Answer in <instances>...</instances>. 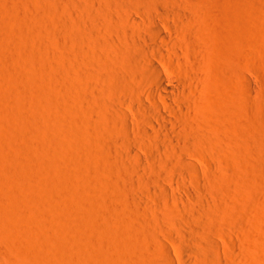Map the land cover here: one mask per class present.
I'll use <instances>...</instances> for the list:
<instances>
[{"label":"rangeland","instance_id":"374dc122","mask_svg":"<svg viewBox=\"0 0 264 264\" xmlns=\"http://www.w3.org/2000/svg\"><path fill=\"white\" fill-rule=\"evenodd\" d=\"M23 1L21 0L20 2L19 0L16 2L14 0H0V37H1L0 45L7 44L4 47L2 45L0 46L1 49L0 50L1 51L0 52V87L2 88V89L0 88L1 90L0 95L1 98L2 96H4L3 97L4 99L0 98V226L3 228L0 230V264H86V262L87 264H97V263L107 264V261L104 260V258L107 254H109L110 256V253L112 252V250L110 249H112L113 246L111 242H109L111 240H108L109 238L107 237L108 234L104 235L106 234L104 228H99L95 233L91 234L92 236L90 235L91 236L90 245L86 243L84 244V241L80 238L81 236L80 237L78 236L79 233L77 232L78 231L77 228L79 226H77L78 222L76 220L77 219L76 215L78 214L77 216L79 217L80 214L79 210L82 209L83 207L84 208L88 207L89 204H92L90 203L91 201L90 197L92 195H96L97 193L100 194V197L102 198L103 203L105 205H107L109 201L107 207H104L105 205L101 207V209L105 208L101 211L102 213L101 217L105 216L104 218H102L103 219L102 223L109 222L110 225L117 226L118 222L121 221L119 222L120 223L119 225L122 226L123 223L126 221L124 223V225H126L124 229L126 228L127 230L126 229L124 230V232H126L125 233L126 235L123 237L125 238V241L123 239V243L126 244L123 245L124 247L125 245H127V247H125L127 249H125L124 252L127 253V255L130 257L128 258L127 255L123 253L124 256L121 255L123 259L122 258L121 259L124 261L127 260L126 261L127 263L121 261L123 262L121 264H129V263L131 264V261L134 264V262L137 260L136 258H138V260L136 261L137 263L139 262L142 264H146V263L150 264L153 260L154 261L156 260L159 263L158 260H160L161 258L164 259L166 257L165 255H162L163 253H161V251L159 252V250L163 248L167 249L166 255L167 254L170 255V256L167 255L168 256L167 258L171 260V263H166V262L164 263L165 260H168L165 258V260L163 261L161 260L162 261L161 264H204L205 263L204 257L208 255L207 244L209 243L212 245L211 247H213L214 249L216 247L215 251L214 249H212L213 250L212 254L214 255V256L212 255L213 256L212 261L214 262V264L215 263L224 264V261L225 264H230V263L231 264L233 263L234 264H264V193H263L264 164L262 162L264 161V0H145V1L143 0L139 2V4L137 2L136 4L134 1V4H136V6L133 4V2H131L130 4L129 0H126L125 4L128 3V5H130L129 7L127 5L126 7H124L125 4L124 2H122V0H76L75 2L74 0H71L72 5L70 4L71 2L70 0L67 1L58 0L59 3L57 1L51 0V2L53 1L55 4L58 3L60 8L63 9V11H67L68 13L71 12L69 13L71 17L75 20V22L77 21V23L81 25L79 27V31L76 34L77 36L80 35L81 38L76 39L74 37V39L72 38L73 40L70 39L71 37H69V39L67 37L64 38V36H62L59 33L57 34V32H55V30L58 31L57 30L59 26L58 25L59 23L57 22L58 19H56L55 14L53 16L52 12H48L47 10H44L43 12V9H41V7H43L42 6L43 4H41V0H34L29 3L28 1L27 2L26 1L23 2ZM24 3L25 5H23ZM27 4H29V6ZM35 4H37V6H35ZM77 5L80 7L78 8L81 9V11L78 10ZM132 5H134L135 8H133L134 6L132 7ZM177 5L179 6V8L177 7ZM28 7L30 8L29 9L30 11H28ZM83 8H85V10ZM176 8L180 11H183L184 13L186 12L187 19H184V21L181 23L183 25H181L180 28H178L177 32L170 33L165 27L166 22L170 23V25H172L173 27L178 24V20H176L173 16L170 19H168V21H165L163 20L162 14L163 11L166 9L175 11ZM24 11L27 12V15ZM37 12L38 15L40 16L42 15L45 18L39 16V19H41L39 21L38 16L36 15ZM46 12L49 14H47ZM33 13L35 14V16L33 15ZM45 13L47 16L45 15ZM14 14H16V16ZM30 14L33 15V17ZM14 16L16 17V19ZM99 16L100 18L102 16H103L102 18L104 17L107 18V19L104 18L105 22L107 23V26H103L102 22L99 23L100 20L99 21L97 20L99 19ZM23 17L25 18L24 20ZM32 18L33 20L36 19L39 22L44 23V25L46 24L45 23L46 21H47V25L48 24L51 25L49 27L46 25V27L49 28L47 29L42 24V26L45 29H47L46 31L48 32L45 33L47 37L44 36L43 38L46 41L42 39L44 41L43 42L44 45L42 47H44L47 55H44L45 54L44 49L41 47L42 43L41 45L39 44V46L36 47V46H32L31 42H28L29 43L28 45H30L29 47L27 45V42H25V39L28 36L32 35V34L28 35L32 31L31 28H33V23H31V21H33ZM131 19L134 20V22L136 23L135 25L126 21ZM25 20L27 21V23ZM108 20L110 21V23H108L109 22ZM51 21L54 23V27L51 24ZM154 23L155 25L160 27V29L166 32V34L170 37V39L173 42H175L176 45H178L176 47L180 50L179 51L180 53L179 55L181 58L180 61L181 60L183 61V62L181 61L180 65H176L175 63L166 64L160 60H155L157 66L161 71L165 86L176 88L182 91L186 95L185 96L186 98L183 100L182 104L178 101V99H174V101L171 103V107L174 109V111H176V113L179 112L181 113L182 105H184L185 107L184 106L183 107L185 109V114L190 116V118H192L190 119L191 121L190 129L189 128L187 129L185 127L187 131L189 130V132L186 133L185 135L186 137H184L183 139L181 148L184 149V146H186L185 144L190 143V140L193 139V136L195 137L193 139L194 145L198 140L200 141L197 142L198 144L202 143L197 145L198 148L196 146L195 148L192 146L191 148L185 149L184 152H186L187 150L189 151V152L187 151L186 153H181L183 152L182 151L183 149H181L180 147L178 148L175 147V150L177 149L175 151L174 147L170 145L168 141L162 140V138L165 139V137H161V135L157 134L153 130H150V128H148V130H150L149 131L150 134L154 135L153 137L150 136V138L152 137L151 139L150 138L145 139L139 135V132L137 131V125L139 124V119L145 117L144 112L142 111L141 108L142 106L141 100L148 103L152 99H154L160 106L159 112L161 114H163L170 120H174V115L169 111L168 109L169 106L165 104L164 101H162L159 97L155 95L151 96L148 93L147 90L149 89V84L142 78L141 76L142 72H140L143 71L141 64H144L146 61L142 58L136 59L137 61L134 64L135 60L131 62L129 57L126 56L122 59L123 56H121L117 51L118 49L117 47L121 45L135 46V44L136 45L139 44L141 46H148L153 48L155 46V41L150 31L152 24ZM11 30L13 37L12 34L10 35L9 33ZM6 32L9 33L8 34L9 37H6L7 36ZM49 32H51L52 35ZM49 34L52 36L51 38L48 37ZM136 35L140 36V38L137 37ZM16 36L19 39L18 41ZM46 38H48L50 43H47L48 41ZM2 39L3 41H1ZM42 40L40 42H42ZM1 42H5V43H1ZM25 44L29 48L27 46H26L27 48L26 47L24 48ZM39 47L43 49L42 54H39L38 52V49H40ZM23 48L24 51L25 49H29L31 52L27 50L28 52H30V53L27 52L28 53L27 54L26 51L25 52L22 51ZM31 48L32 49L34 48L35 56L36 54H38L37 56L39 58L41 55H43L41 58L48 57L47 59H45V61L48 62L47 65L50 68L49 69L50 73L52 72V74L55 75V76L53 75L54 79L52 74H51L52 78H50V82L53 79L51 83L54 82V86H52L53 84L51 83H47L49 84V88L48 86H46L47 84H44L45 86L43 85V87L41 85L43 89L44 87H46L45 88L46 91L47 89L51 90V88L53 87L54 88L51 90L52 92L48 90V93H46V91L42 89L43 90L42 92L46 93L43 94V97L46 96L47 98L45 97L43 99L42 97L44 101L41 100L42 102L38 103V105L43 103L42 105L39 106L40 109L39 110L37 109V112L41 111L37 115L39 116V118L36 116V114L34 115L33 113L34 111L33 110L31 111L30 107L29 108L26 107L29 109L28 112H25L26 110H28V109L25 110V108L23 109V111L18 110L20 103H23L26 95H29L28 92L30 93L31 87L35 85L36 81L33 84V79L37 77L35 75L39 71L38 68L40 67L38 63L39 60L38 57L36 56L35 58L37 59V61H35L34 56L31 57L32 54H34ZM163 51L165 55L171 54V52L168 51L167 49H164ZM22 53H26V55L25 54L22 55ZM69 53L71 55H69ZM117 53L119 56L117 55ZM30 54L31 56H29ZM95 54H97L96 56H98V54L100 56H102L103 54L106 55L107 56L106 61H103L101 59L94 60L93 55ZM27 55L29 57H27ZM199 55H201L200 56L201 60L198 58ZM25 56L28 59H26ZM22 58H24L25 61L22 60ZM29 58H33V60L38 63L37 64L38 66L32 59H31L32 62H29L31 61L29 60ZM197 58L199 59L198 61ZM71 60H74L75 62ZM62 61L63 64H61ZM26 62L29 63L27 64ZM71 63L75 66L74 71L71 69L74 68V66L71 65ZM53 64L54 66H52ZM65 64L67 66L69 65L68 68L71 71L68 70ZM21 65L22 67H20ZM106 65L110 67H113V65L114 66L117 65L127 70H129L131 66L132 68L135 69L134 71L136 72V74L137 72L138 74L139 73L140 74L137 75L138 78L128 77L127 79H125L126 80L125 83L127 84L128 82L130 86H128V84L127 86L131 87L130 89L124 88L125 89L124 90L123 87L114 88V85L111 84L109 75L106 71ZM4 66L6 67L3 70ZM50 66L53 67L54 69L51 68ZM64 67H66L68 71L64 72L65 71L64 69H66ZM136 67L137 68L139 67V69H137ZM20 69L22 72L21 74H19ZM76 69L77 70L81 69V72L80 70H78L80 72L79 73ZM32 70H34V72ZM5 71L8 73L6 74ZM17 71L18 73H16ZM27 71L28 74L26 75ZM85 71H87L88 75L91 74V77L93 79L90 77V75H89L90 79L88 76L86 77V75L82 76V74H84ZM30 74H35V75H30ZM93 75L96 76V78ZM24 76L25 78H27L26 80ZM80 76H82V79ZM30 78H32L31 82H30ZM85 79H87V81ZM136 80H139V82L141 80L140 83L142 84L138 83V81ZM144 82L147 83L148 85L144 84ZM95 83L97 84V86L95 85ZM137 83L139 84V86ZM29 84H31V86H29ZM26 89H28L27 90L28 92L25 91ZM11 90H13L12 91L14 92L13 94ZM247 90L250 91L247 92ZM19 92L22 95L25 92L26 93L23 96L21 95L17 97ZM2 93L5 94L2 95ZM97 94H99V96ZM51 100L52 102L54 103L56 102V103L55 104L52 103ZM117 100L119 102H117ZM89 101L92 102L91 105H96V106H92V108L94 107L93 108V110H95L94 112L89 110V108L91 107V105L89 106L90 104ZM98 101H100L101 105L97 103ZM114 101L116 102V105L120 106L119 108L122 109V111L127 115V116L125 115L126 116L125 120H128L127 122L129 123V129H130L129 133L127 130L128 133L127 136L129 135L128 140L131 141L129 142L126 139V137H124L125 140H122L123 137H117V140L115 141L116 142L115 144L117 146L113 142V146L109 145L112 147H106L107 145H105V149L107 150L109 149L108 151H110L112 154H115L116 156L122 155L123 157L125 155L124 157H126V155H128L127 157L130 158L132 161L135 160V158L140 159L141 160L140 163L142 164H139L137 166L138 169L137 171L121 170L116 174L107 172L106 174L103 173L104 175L101 173L103 179L105 178L106 180L105 182V180L102 179V176L100 174L97 175L96 173L97 171L95 172V170L93 171L91 169L90 171L87 172V174L85 173V175L81 177V179H83L84 181L81 179L80 181L74 180V182H77L76 183L77 185L76 184L74 185L71 184L73 182L70 183L68 182L69 181L68 179L61 177L62 175L60 176L58 175L59 173L62 174L66 172V170L68 172L69 170L71 171L72 169L71 165H68L71 163H67L69 161L66 162L65 158H62L63 160L61 159L60 163L57 162L59 163V166H57L58 164L55 165L54 169L55 168L56 169L53 173L54 177L52 176V174H49V170L48 172L47 170H45L47 169V167L44 168L42 164L41 165L39 164L41 163V161L39 162V160H41L44 155L45 156L48 155L46 154L47 152L51 154L53 150L56 151L57 149L56 144L58 146L61 141H65V139L63 140V135L65 133L63 134V132H61L62 137L60 138L61 136L59 133V131H61L60 127L61 129L67 127L66 129L64 130L62 129V130L68 131L71 128H73L72 125L74 126L76 125V127L79 128H81L82 126V128H84L83 131L85 132V135L83 137L85 138V136L89 134L91 137V139H89L90 138L89 136L88 138L85 139L84 142L86 143L85 147L86 145L87 147H90L91 144H94L96 141H98L99 138L98 135H97L98 138H96V135L94 136L95 138H93L92 136L96 133L95 132L94 134H92V132L97 131L94 129H97V127L98 130L101 128H105L108 123L107 120H109V123H111V121L115 119V117H118L116 114L113 113L114 111L112 110V108H110L111 111L108 109V107H111V105L114 106L113 105L115 103ZM49 102L51 104L50 107L48 105ZM251 102L254 104V106L251 105L252 104ZM53 104H54V108L52 107ZM43 105L46 107H44ZM59 105L61 106V108ZM42 106L44 107V109L41 108ZM55 106H57L56 109ZM255 106L257 108L253 109L252 107ZM39 107L37 106L36 108ZM97 107L98 108L100 107L99 108L100 111L97 110L98 109ZM86 108L90 112L87 111ZM46 111L47 112L49 111L48 113L51 114V116ZM31 112L32 114H30L29 116L28 113ZM43 112L45 115L46 114L47 115L45 116ZM18 113L20 114L18 115ZM52 114L54 117L52 116ZM10 115L12 116L11 118H9ZM17 115L19 119L22 118L26 120L21 119L20 121H18L19 119H17ZM31 115H33V117ZM25 116L32 118V121L30 120V118L28 119V117L26 118ZM42 117H46V119ZM36 118L37 120H35ZM38 119H41V121H39ZM243 119H245L246 121ZM257 119L260 123L257 121ZM33 120L36 121V125H34L35 121ZM29 121L31 123L28 124L27 122ZM38 121L40 122V124H37L39 123ZM56 121H58L59 123ZM244 121L245 122L249 121V122L243 123ZM251 121L253 123H251ZM102 122L103 123L105 122L104 125L105 124L106 125L104 126ZM26 123L27 126L30 125L32 127L34 125L32 129L29 127L31 129L29 132L28 131L26 132V130H28L26 129L27 127H25ZM70 123L71 124L75 123V124L71 125ZM58 125L60 126L58 127ZM62 125H64V127H62ZM247 125L249 126V128H247L248 127ZM20 126L22 128L24 126L25 132L24 131L22 132V128ZM53 126L55 127L57 126L58 129H54ZM84 126L85 127L88 126V128H91V131L87 127L85 128ZM109 126L107 125L106 128H109ZM248 130L250 131L252 130V131L249 132ZM56 133L57 134L59 133L58 134L59 137ZM190 133L194 135H191ZM195 133L196 134L198 133L200 136L202 134V138L199 137L198 134L196 135ZM189 136L191 137L190 139ZM83 137H81L82 139L80 138L81 139L80 141L84 145ZM170 137L172 136L170 135ZM109 139L110 138H107V140ZM201 139H203L204 141ZM86 140L88 141V143ZM90 140H92L93 142L89 143ZM132 140L139 142L141 146L139 147L138 145L136 146L132 145L133 142ZM154 141L159 146L158 149L162 148L160 150L162 152L159 151L161 154L157 152L158 149L154 147V143H153ZM124 144L125 146L128 147V149L126 147L122 149ZM130 145H132L133 147ZM100 146L104 147V145L102 144H100ZM120 146L121 148H118ZM3 148L7 150H3ZM110 148L111 149L115 148V149L111 150ZM250 148L252 149L250 150ZM179 150L181 152H179L180 154H177ZM3 151L5 152L7 151L6 153L5 152L4 153L7 154L8 157L6 155H3ZM258 151L260 152L257 153ZM116 152L118 153L116 154ZM20 154L22 156L23 155L25 156L24 157L26 159L25 161H27L25 162L26 168L28 167V169L30 170L34 169V171H36L35 169L39 170L37 174H40L39 176L41 177L34 174L33 170H32L33 174L32 172L30 171L29 172L33 176L36 175L35 177L38 176L40 180L38 178L33 179V176H31V178L27 177L25 184L21 182H19L20 184H18L16 180H13L12 174L7 169L8 166L6 167L5 165V164L8 165V162H6V158H8L7 159L8 161L11 159V156L13 158L15 155L21 156ZM155 154L158 155L155 156ZM181 154L183 157L187 158L186 159L187 161L189 160V162H192L193 164L196 165L195 167L196 170L197 169L199 170L196 173H198L199 175L196 173L195 174L192 173L187 168L188 166H186L184 163L180 161V157L178 156H180ZM148 155L150 156L152 155L154 157L153 158L151 157L152 158L151 159L150 156ZM138 156H140L142 159L138 158ZM155 158L156 160L152 162ZM258 158H260L259 161ZM153 163H155L154 165H156V163L158 164L154 167ZM39 166H41V168ZM141 166L144 168V169L142 168L144 171L140 169ZM152 166L153 169L151 168ZM4 167H6L7 170L3 171ZM63 167L65 168L64 170H62ZM154 168H156L155 171ZM156 170L158 171V173ZM5 171L8 173H5ZM140 171H142V173ZM42 172L43 173L45 172V174H43ZM120 172L122 173L119 174ZM139 173L140 175L143 174V176L147 179L142 177V175H141L142 179H140L141 177L139 176ZM109 174H112V176L108 177L107 175ZM48 175L49 177L51 176L50 178L52 179L47 177ZM55 175L57 176V178ZM90 175L92 178L90 177ZM95 175H97V177H95ZM152 175L154 176L151 177ZM117 176L119 177V179L115 180V178H118ZM210 177H212V180L210 179ZM42 178L44 182L42 181ZM55 178L57 180H55ZM106 178H108L109 180H107ZM100 180L105 186L109 185L111 181H112L111 183L114 182L113 185L115 184L116 186L115 185L112 186L111 184L110 187L102 188L104 191H102L101 189L100 192L98 191L100 189L97 188L98 191L97 192L95 189L97 186L96 183ZM152 180H156V181H152ZM30 181L31 182L34 181V183H30ZM81 181H83L82 182L83 184L81 183ZM174 181L177 182L175 183ZM63 182L65 183V186L63 185ZM43 183L46 184L44 185ZM69 183L71 186L69 185ZM117 183H119L118 186ZM66 184L69 185L70 188H68V186L66 187ZM161 184L163 187L161 186ZM82 185H85V187ZM76 186L77 187L81 186L82 189L86 188L85 191L87 192L89 191L88 193L90 194L89 195L90 197L88 196L87 192H84L83 189V195L86 196L87 193L89 201L88 198H85L84 196L81 197L82 201L80 200V202H78L80 198L77 200L76 198H72L74 197V195L71 193L73 192V188H75ZM160 186L163 189L166 188L165 190L168 191L167 197H165L163 194L162 195L164 197L158 194L162 191V188ZM114 187H118L119 189ZM43 188L45 189V192H43L44 191ZM63 188L64 189L66 188L67 190L65 189L66 190L65 191ZM68 189L71 190L69 191ZM94 190L96 191V194ZM34 191L37 193L33 194ZM38 191L41 195L38 194ZM106 191L108 194L106 193ZM68 192H70V194ZM258 192L261 194L259 198L258 195L260 194ZM137 193L140 196L139 198L135 197ZM192 193L193 194L197 193V194H194L192 196ZM171 194L173 195V197ZM159 196L161 197L159 198ZM133 197H135V199L139 201L141 199H144L145 203L143 202V200H141L140 202L136 201ZM177 197H180L184 202L177 199ZM195 197L197 201L194 199ZM123 200L126 201L123 202ZM48 201L51 202L49 203ZM142 202L145 205L142 204ZM179 202L180 203L182 202V204L185 203L186 204L182 205ZM68 205H70L69 206L70 208L67 207ZM76 205L79 206L76 208L74 207ZM72 206L78 211L75 210ZM116 207L118 208V210L116 209ZM123 207L124 209L126 207V209L124 210ZM107 208H109L110 211ZM149 208H151V210ZM107 210L109 213L107 212ZM114 210L116 214L112 213V211L114 212ZM196 210L197 211L199 210L198 212L200 213H195L197 212ZM133 212L135 215L133 214ZM103 213L105 214L107 213L108 216L105 214L103 216ZM193 213H195L196 215ZM60 214L61 215L64 214L63 217ZM154 214L156 215V217ZM183 214L184 216L187 217H184ZM139 215L140 217H138ZM119 216H123V217L117 218ZM133 216L134 218H132ZM133 219H135L134 223H133ZM147 221L150 222L148 223ZM151 222H155V223L151 224ZM134 224L137 225L139 224V225L137 226ZM149 225H151V227L153 225V228L155 229H151ZM193 225L195 226L198 225L200 227L194 228ZM56 226L59 230L56 229ZM67 227L69 228V231ZM73 227L74 230H72ZM190 227H193V230H196L194 231L195 234L192 233L193 230ZM70 228L72 229L70 230ZM134 228L136 229L134 230ZM137 229L138 231L140 230L141 232L140 231L138 232ZM199 229H201L202 231L201 233L200 231L198 233ZM44 230H46L48 233ZM151 230L153 231L151 232ZM43 231L47 235H45ZM127 231L130 235L129 234L127 235ZM134 231H136L138 235L134 233ZM185 231H187V233L190 232V234L188 235L191 234L192 235L186 238L187 234H185L186 233ZM63 233L64 234L66 233L65 237L68 238H65ZM74 233L75 235H73ZM196 233H198L199 235ZM133 234L134 236H131ZM146 234L149 237V239L147 238ZM150 234L152 235V238L150 237L151 236ZM144 235L145 237H142ZM194 235L195 236L197 235L196 238L198 237V240L195 238ZM93 236L95 237V239L92 238ZM102 236L103 237L106 236V237L102 238ZM51 237L54 238V241L50 243L51 245H48L47 243L46 246H49V251H51L49 253L53 255H51V257H48L47 253H45L44 250L45 246L41 241L45 242L46 240H50ZM62 237L64 238L62 239ZM143 238L145 240H143ZM191 238H193L195 243L194 241H192ZM103 239H105L104 240L105 242L103 241ZM65 240L66 242H64ZM92 240L94 241V243H92ZM190 240L195 245L192 244ZM97 241L100 243H98ZM199 241H201V243ZM211 241L214 242L212 243ZM187 242L190 245H188ZM196 242L199 243L197 244ZM106 243L111 244L109 246H112V248H110ZM159 243L160 244L162 243L161 245L163 246L159 245ZM145 244H148L150 246ZM152 244H154L156 248L157 247L161 248L159 250L157 248L156 252L158 251L157 252L158 254L154 253L156 248H154ZM214 244L219 246L220 249L217 250V248L219 247L215 246ZM96 245H98L99 247H97ZM100 245L102 248L100 247ZM186 245H188V249ZM197 245L200 246L198 247ZM94 247H96L97 249ZM142 247L143 249L142 250L140 249L141 251H139L138 248H142ZM50 248L53 249L55 248V249L51 250ZM90 248H93L91 249L92 251L96 250L95 251L96 253L89 250ZM98 248H100V250ZM129 248L130 249L133 248L132 249L133 251L130 250ZM203 249L204 251L200 252ZM97 250L101 251L102 255ZM151 250H153L154 252ZM129 251L130 252L135 251V252L130 254ZM217 251H220V253ZM93 253L95 254V256L97 255L99 259L100 256L98 254H100L101 257L104 255L103 258L101 259H103V261L106 262L104 263L101 259L99 260L98 258L97 260H99V262H97V260L94 259L95 257ZM112 253L114 254V256L118 255L115 252V249H113ZM217 253H219L220 255ZM138 254L140 255L138 256ZM224 254H227L228 257L227 255L225 257ZM56 257L58 258V261ZM132 257L135 258V260L134 259L131 260ZM49 258L53 260L51 261V259ZM229 259H231V261ZM156 261L155 263H157ZM153 262L152 264H155Z\"/></svg>","mask_w":264,"mask_h":264},{"label":"bare ground","instance_id":"6f19581e","mask_svg":"<svg viewBox=\"0 0 264 264\" xmlns=\"http://www.w3.org/2000/svg\"><path fill=\"white\" fill-rule=\"evenodd\" d=\"M14 1H19V0H14ZM23 1V0H22ZM26 2L28 1V3L29 2H32V1H34V0H25ZM25 1H23V2H25ZM54 1H57L58 2V0H54ZM67 1V0H66ZM71 1V0H70ZM76 0H74V2H75ZM126 0H122V2H124V4L126 3L125 2ZM134 1H135V3L137 2L138 4H139V2H141V1H143V0H129V2H130V4H131V2H133V4H134ZM145 1V0H144ZM20 2H21V0H20ZM37 2V1H36ZM56 2V3H57ZM62 2V1H61ZM121 2V3H122ZM33 3H35V2H33ZM59 3V2H58ZM55 4L53 1L51 2V0H41V4H43L42 6L43 7H41V9H43V12H44V10H47L48 12H52V14H53V16H54V14H55V16H56V19H58V31H56L55 30V32H57V34L59 33V34H61L62 36H64V38L65 37H67L68 39H69V37H71L70 39H74V37L76 38V39H79V38H81V36L80 35H76L77 34V32L79 31V27L81 26L79 23H77V21L75 22V20L71 17V15L69 14V13H71V12H67V11H63V9L62 8H60V6H59V4ZM63 3H64V1H63ZM67 3V2H66ZM76 3H78V2H76ZM76 3H75V6H76ZM136 3V4H137ZM143 3V2H142ZM21 4V3H20ZM70 4L72 5V1L70 2ZM136 4H134L135 6H136ZM22 5V4H21ZM23 5H25V3L23 4ZM28 6H29V4H27ZM31 5H32V3H31ZM60 5H62V4H60ZM81 5V4H80ZM126 5L129 7L130 5H128V3L127 4H125L124 5V7H126ZM134 5H132V7L134 6ZM34 6V5H33ZM35 6H37V4H35ZM34 6V7H35ZM135 6L133 7V8H135ZM138 6V5H137ZM140 6V5H139ZM20 7V6H19ZM79 6L77 5V8H78ZM83 7V6H82ZM85 7V6H84ZM121 7V6H120ZM123 7V6H122ZM127 7V8H128ZM131 7V8H132ZM177 7L179 8V6L177 5ZM15 8H16V6H15ZM77 8H75V9H77ZM80 8V7H79ZM78 8V10H80L81 11V9H79ZM14 9V8H13ZM30 8L28 7V11H30L29 10ZM37 9H38V7H37ZM36 9V10H37ZM40 9V10H41ZM84 10H85V8H83ZM139 9H140V7H139ZM181 9V8H180ZM33 10V9H32ZM34 10H35V8H34ZM33 10V11H34ZM39 10V11H40ZM183 10V9H182ZM25 11H27V10H25ZM24 11V12H25ZM77 11V10H76ZM15 12V11H14ZM19 12H21V11H19ZM36 12V11H35ZM42 12V13H43ZM78 12V11H77ZM83 12V11H82ZM81 12V13H82ZM26 13V15H27V12H25ZM32 13V12H31ZM42 13H40V14H42ZM47 13V12H46ZM46 13H45V15H46ZM79 13V12H78ZM23 14V13H22ZM47 14H49V13H47ZM15 16H16V14H14ZM31 15V14H30ZM33 15L35 16V14L33 13ZM33 15H31L32 17H33ZM37 16H38V20L40 21L41 19H39V16L40 15H38V12H37V14H36ZM163 20H165V21H168V19H170L171 17H173L174 16V18L176 19V20H178V24L176 25V26H173L172 27V25H170V23H168V22H166V24H165V27H166V29L168 30V32H172V33H175V32H177L178 31V28H180V26L181 25H183V24H181L183 21H184V19H187L186 17V12L184 13L183 11H180V10H178L177 8L175 9V11H172V10H168V9H166V10H164L163 11ZM14 16V17H15ZM18 16V15H17ZM31 16H30V18H31ZM36 16V17H37ZM42 16V15H41ZM40 16V17H41ZM47 16V15H46ZM13 17V18H14ZM21 17V16H20ZM19 17V18H20ZM28 17V16H27ZM26 17V18H27ZM42 17H44V16H42ZM103 17V16H102ZM100 18V16H99V19H97L98 21L100 20V22L99 23H103V26H107V23L105 22V19H107V18ZM45 18V17H44ZM15 19H16V17H15ZM25 18L23 17V20H24ZM55 19V20H56ZM109 19V18H108ZM32 20H33V18H32ZM38 20H36V19H34L33 21H31V23H33V28H31L32 29V31L28 34V35H30V34H32L31 36H26L27 38L25 39V42H27V45L29 44L28 42H31V44H32V46H39V44L41 45V43H42V45H41V47L44 45L43 44V40H45V39H43L44 38V36H46L45 35V33H48L46 30L47 29H49L48 27L49 26H51V25H47V21L45 22L46 24L44 25V23H41V22H39ZM49 20H51V19H49ZM110 20V19H109ZM108 20V21H109ZM11 21H12V19H11ZM15 21V20H14ZM21 21V20H20ZM26 21V20H25ZM30 21V20H29ZM54 21V20H53ZM107 21V20H106ZM127 22H129V23H131V24H136L135 22H134V20H126ZM17 22V21H16ZM16 22H14V23H16ZM22 22V21H21ZM42 22H43V20H42ZM79 22V21H78ZM12 23H13V21H12ZM26 23H27V21H26ZM25 23V24H26ZM30 23V24H31ZM108 23H110V21L108 22ZM42 24L44 25V27L45 28H47V29H45L43 26H42ZM51 24L53 25V27H54V23L51 21ZM28 25H29V23H28ZM46 25L48 26V27H46ZM32 26V25H31ZM30 26V27H31ZM28 27V26H27ZM106 28V27H105ZM50 29H51V27H50ZM29 30H30V28H29ZM17 31V30H16ZM12 32V30L9 32L10 33V35L12 34L11 33ZM18 32V31H17ZM17 32H16V34H17ZM54 32V31H53ZM151 34L153 35V38H154V41H155V46L153 47V48H151V47H148V46H141V45H139V44H135V46H127V45H121V46H119V47H117L118 49H117V51H118V53L121 55V56H123L122 57V59L126 56V57H129V59H130V61L132 62L133 60H135L134 61V64L136 63V59H144L146 62L144 63V64H141V67H142V69H143V71H140V72H142V78L149 84V89L147 90L148 91V93L152 96V95H155V96H157V97H159L162 101H164L165 102V104H167L169 107H168V109H169V111L174 115V120H170V119H168L166 116H164L163 114H161L160 112H159V110H160V106H159V104L154 100V99H152L150 102H144L143 100H141V104H142V106H141V108H142V111L144 112V115H145V117L144 118H142V119H139V124L137 125V131L139 132V135L141 136V137H143V138H150V136H154V135H152V134H150V130H153L154 132H156L157 134H159V135H161V137H165V139L164 138H162V140H164V141H168V143L170 144V145H172L173 147H174V150H175V147L176 148H178V147H182V143H183V139H184V137H186L185 135H186V133L187 132H189V130L187 131V129L189 128L190 129V119H192V118H190V116H188V115H186L185 114V109H184V105H182V112L180 113H176V111H174V109L171 107V103L174 101V99H178V101L182 104L183 103V100L186 98L185 96V94L182 92V91H180V90H178V89H176V88H172V87H166L165 86V84H164V81H163V77H162V74H161V71H160V69H159V67L157 66V64H156V62H155V60H160V61H162L163 63H166V64H168V63H175L176 65H180V63H181V61H180V53H179V49L176 47V46H178V45H176V43L175 42H173L171 39H170V37L166 34V32H164L162 29H160V27H158L157 25H155V23L154 24H152V27H151ZM7 33V36L6 37H9L8 36V32H6ZM15 33V32H14ZM50 34H51V32H49ZM19 34H21V33H19ZM22 34H23V32H22ZM49 34V36L48 37H52L51 35ZM48 35V34H47ZM60 35V36H61ZM3 36V35H2ZM15 36V35H14ZM19 36H21V35H19ZM61 36V37H62ZM137 37H139L140 38V36H138V35H136ZM5 37V38H6ZM12 37H13V34H12ZM17 37V36H16ZM47 37V36H46ZM53 37H56V36H53ZM1 38V37H0ZM5 38H4V41H5ZM11 38V37H10ZM9 38V39H10ZM24 38V37H23ZM28 39V40H27ZM43 39V40H42ZM47 39V43H50L49 42V40H48V38H46ZM72 39V40H73ZM8 40V39H7ZM16 40V39H15ZM19 39H18V37H17V41H18ZM42 40V42H40ZM66 40V39H65ZM1 41H3V39L1 40ZM21 41V40H20ZM46 41V40H45ZM52 41V40H51ZM69 41V40H68ZM53 42V41H52ZM51 42V43H52ZM1 43H5V42H1ZM22 44H23V42H22ZM21 44V45H22ZM3 47L4 46H6V45H4V44H1ZM0 45V46H1ZM26 44H25V46H24V48L27 46ZM47 45V44H46ZM29 47H30V45H28ZM27 46V47H28ZM53 46V45H52ZM2 47V48H3ZM26 47V48H27ZM28 47V48H29ZM49 47H50V45H49ZM6 48V47H5ZM8 48H9V46H8ZM24 48H23V52H25L26 51V53L28 52V51H30L29 49H25V51H24ZM35 48V47H34ZM34 48L32 49V51L34 52V54H32V56H31V54L29 55V56H31V57H33L34 56V59L36 58V56L38 55V54H36V56H35V51H34ZM40 48V47H39ZM43 49H44V47H42ZM42 48H40V49H38V52H39V54H42V52H43V49ZM46 48V47H45ZM4 49V48H3ZM7 49V48H6ZM41 49H42V51H41ZM164 49H167L168 51H170L171 52V54L170 55H165L164 54ZM198 49V48H197ZM1 50V49H0ZM28 50V51H27ZM37 50V49H36ZM196 50V49H195ZM2 51H4V50H2ZM7 51V50H6ZM40 51H41V53H40ZM199 51V50H198ZM1 52V51H0ZM31 52V51H30ZM30 52H28V53H30ZM32 52V53H33ZM102 52V51H101ZM104 52V51H103ZM26 53H22V55L23 54H25L26 55ZM27 53V54H28ZM44 55H47L46 54V52H45V49H44ZM74 53V52H73ZM105 53V52H104ZM118 53H117V55H118ZM199 53H201V52H199ZM75 54V53H74ZM106 54V53H105ZM198 54V53H197ZM68 55V54H67ZM69 55H71L70 53H69ZM97 54H95V55H93V59L94 60H98V59H101V60H103V61H106V55H102V56H100L99 54H98V56H96ZM116 55V56H117ZM28 55H27V57H29ZM43 55H41L40 56V58L38 57V63H39V65H40V67L38 68V72H37V74L35 75V74H30V75H35V76H37V77H35L36 78V80H35V78L33 79V84H34V82H35V85H33L32 87H31V89H30V93L27 91L28 89H26L25 91L26 92H28V94L29 95H26V97H25V99H24V101H23V103H20V106L18 107V110L19 111H23V109L25 108V110L26 109H28L29 107H30V110L32 111H34L33 113H34V115L36 114V116L39 114V112H41V111H39V112H37V109L39 110L40 109V105H42V104H40V105H38V103L39 102H42L41 100H43L45 97H43V94L45 93H43L42 91L43 90H45L46 91V87H44V89L42 88L43 87V85L44 84H47V83H51L52 81H53V79H54V74H52V72L50 73V68L48 67V62L47 61H45V59H47V58H41ZM119 56V55H118ZM196 56V55H195ZM200 56L201 55H199V59H200ZM23 57V56H22ZM26 57V56H25ZM26 57V59H28ZM46 57V56H45ZM76 57V56H75ZM109 57V56H108ZM111 57V56H110ZM50 58V57H49ZM77 58V57H76ZM117 58H119V57H117ZM197 58V61L199 60ZM202 58V57H201ZM33 60V58H29V60ZM44 59V60H43ZM67 59V58H66ZM73 59V58H72ZM110 59V58H109ZM22 60H24V58H22ZM28 60V61H29ZM32 60L31 61H29V62H32ZM75 60V59H74ZM74 60H71V61H73V62H75ZM201 60V59H200ZM25 61V60H24ZM34 61V60H33ZM35 61H37V59H35ZM34 61V62H35ZM108 61V60H107ZM28 62V63H29ZM46 62V63H45ZM50 62V61H49ZM68 62V61H67ZM72 62V63H73ZM183 62V61H182ZM27 63V62H26ZM27 63V64H28ZM36 63V65L38 64L37 62H35ZM34 63V64H35ZM71 63V65H73ZM199 63V62H198ZM198 63H197V65H198ZM23 64V63H22ZM32 64V63H31ZM61 64H63V61H62V63ZM67 64V63H66ZM65 64V65H66ZM69 64H70V62H69ZM183 64V63H182ZM19 65H20V62H19ZM25 65V64H24ZM50 65H51V63H50ZM140 65V64H139ZM139 65H137V66H139ZM34 66V65H33ZM38 66V65H37ZM52 66H54V64L52 65ZM61 66H63V65H61ZM69 66V65H68ZM68 66L66 65V67L68 68ZM74 66V65H73ZM6 66H4L3 67V70H4V68H5ZM16 67V66H15ZM20 67H22V65L20 66ZM29 67V66H28ZM51 67V66H50ZM66 67H64V68H66ZM81 67V66H80ZM140 67V68H141ZM19 68V67H18ZM37 68V67H36ZM51 68H53V67H51ZM62 68V67H61ZM60 68V69H61ZM67 68L66 69H64L65 71L64 72H66V71H68V70H70L69 68H68V70H67ZM76 68H77V66H76ZM78 68H79V66H78ZM137 68V67H136ZM8 69H9V67H8ZM29 69H32V68H29ZM54 69V68H53ZM73 71H74V69H75V66H74V68H71ZM124 68H122V67H120V66H114L113 65V67H110V66H108V65H106V71H107V73H108V75H109V79H110V81H111V84L112 85H114V88H116V87H123V89L124 88H131V87H128V86H130L129 84H128V82H127V84H128V86H127V84L125 83L126 82V80L125 79H127L128 77H134V78H138V76L137 75H139L138 74V72H137V74H136V72L134 71L135 69L134 68H132L131 66H130V68H129V70H127V69H124ZM137 69H139V67L137 68ZM2 70V69H1ZM15 70H17V69H15ZM22 70H23V68H22ZM28 70V69H27ZM77 70V69H76ZM78 70H80V72H81V69H78ZM77 70V71H78ZM11 71V70H10ZM14 71V70H13ZM20 72H19V74H21L22 72H21V69L19 70ZM26 71V70H25ZM29 71V70H28ZM28 71H27V73H26V75L28 74ZM33 72H34V70H32ZM52 71V70H51ZM55 71V70H54ZM53 71V72H54ZM71 71V70H70ZM122 71V72H121ZM6 72V71H5ZM56 72V71H55ZM54 72V73H55ZM79 72V71H78ZM79 72V73H80ZM83 72V71H82ZM8 72H6V74H7ZM12 73V72H11ZM16 73H18V71L16 72ZM30 73V72H29ZM63 73V72H62ZM68 73V72H67ZM78 73V74H79ZM10 74V73H9ZM25 74V73H24ZM24 74H22V75H24ZM51 74H52V76H53V79L51 80V82H50V78H52L51 77ZM69 74V73H68ZM82 74V73H81ZM2 75V74H1ZM14 75H15V73H14ZM25 75V76H26ZM29 75V76H30ZM65 75V74H64ZM80 75V74H79ZM84 75H86V77L88 76L89 77V75H90V77H91V74H87V71H85V73L84 74H82V76H84ZM5 76V75H4ZM17 76V75H16ZM25 76H24V78H25ZM29 76H27V77H29ZM67 76H70V75H67ZM82 76H80L81 77V79H82ZM94 76V75H93ZM18 77H19V75H18ZM31 77V76H30ZM90 77H89V79H90ZM95 78H96V76H94ZM64 78H65V76H64ZM67 78V77H66ZM92 78V77H91ZM27 78H25V80H26ZM31 79L32 78H30V82H31ZM69 79V78H68ZM93 79V78H92ZM91 79V80H92ZM98 79V78H97ZM140 79V78H139ZM29 80V79H28ZM86 81H87V79H85ZM85 80H84V82H85ZM122 80H125V81H122ZM129 81V80H128ZM132 81H134V80H132ZM136 81H138V83H140L141 82V80H140V82H139V80H136ZM27 82V81H26ZM25 82V83H26ZM29 82V81H28ZM29 82V83H30ZM24 83V84H25ZM96 83H97V81H96ZM95 83V85L97 86V84ZM137 83V84H138ZM147 83H145L144 82V84H147ZM27 84V83H26ZM51 84H53L52 86H54V82L53 83H51ZM51 84H50V86H51ZM86 84H87V82H86ZM89 84V83H88ZM91 84V83H90ZM140 84H142V83H140ZM147 84V85H148ZM3 85V84H2ZM13 85V84H12ZM41 85H42V87H41ZM94 85V84H93ZM133 85V84H132ZM131 85V86H132ZM135 85V84H134ZM29 86H31V84H29ZM45 86V85H44ZM46 86H48V88H49V84H47ZM84 86V85H83ZM138 86H139V84H138ZM143 86V85H142ZM142 86H140V87H142ZM8 87V86H7ZM85 87V86H84ZM87 87V86H86ZM93 87V86H92ZM133 87V86H132ZM1 88V87H0ZM9 88V87H8ZM7 88V89H8ZM54 88V87H53ZM53 88H51V90L53 89ZM89 88V87H88ZM91 88V87H90ZM94 88H95V86H94ZM135 88V87H134ZM247 88H249V87H247ZM2 89V88H1ZM6 89V90H7ZM43 89V90H42ZM86 89V88H85ZM97 89V88H96ZM48 90H50V89H47V91H46V93H48ZM50 90V92H52ZM88 90V89H87ZM125 90V89H124ZM1 91V90H0ZM2 91H4V90H2ZM13 90H11V92H12ZM90 91V90H89ZM98 91H99V88H98ZM102 91V90H101ZM245 91V90H244ZM250 90H247V92H249ZM10 92V93H11ZM25 92V93H26ZM96 92H97V90H96ZM135 92H136V90H135ZM138 92V91H137ZM8 93V92H7ZM14 92H12V94H13ZM16 93V92H15ZM22 93V92H21ZM24 93V92H23ZM24 93V94H25ZM45 93V94H46ZM1 94V93H0ZM3 94H5V93H2V95ZM18 94V93H17ZM23 94V95H24ZM135 94H138V93H135ZM22 94H20V92H19V94L17 95V97L18 96H21ZM22 95V96H23ZM95 95V94H94ZM93 95V96H94ZM98 96H99V94H97ZM101 95V94H100ZM96 96V95H95ZM4 96H2V98H3ZM42 97H43V99H42ZM0 98H1V95H0ZM1 98V99H2ZM23 98V97H22ZM22 98H21V101H22ZM47 98V97H46ZM94 98V97H93ZM4 99V98H3ZM50 99V98H49ZM88 99V98H87ZM91 99V98H90ZM89 99V100H90ZM99 99V98H98ZM97 99V100H98ZM20 100V99H19ZM48 100V99H47ZM46 100V101H47ZM94 100V99H93ZM96 100V101H97ZM114 100H116V99H114ZM44 101V100H43ZM50 101V100H49ZM54 101V100H53ZM101 101H103V100H101ZM51 102H52V100H51ZM90 102V104H89V106L91 105V101H89ZM115 102V101H114ZM117 102H119L118 100H117ZM52 103H54V102H52ZM56 103V102H55ZM54 103V104H55ZM99 105H101L100 104V101H98L97 102ZM102 103V102H101ZM252 103V102H251ZM54 104H53V108H54ZM62 104H64V103H62ZM95 104V103H94ZM97 104V105H98ZM113 104V103H112ZM118 104V103H117ZM48 105H49V107H50V102L48 103ZM48 105H47V107H48ZM114 106H112L111 105V107H108V109L110 110V108H112V110L114 111L113 113L114 114H116L118 117H115V119H113L112 121H111V123H109V120H107V122L110 124V126H109V124L107 123V125L109 126V128H106L107 127V125H106V127L105 128H101V129H99L98 130V127H97V129H94V130H97V131H94V132H92V134H94L95 132V134L94 135H92L93 136V138H95L94 136L96 135V138H100L101 139V142H100V139L98 138V141H96L95 142V140H94V142L96 143V145H95V143L94 144H91V146L90 147H87V145H86V147H85V144L86 143H84L85 142V139L86 138H88V136L90 137V131H91V128H88V126H86L90 131H89V135H87V136H85V138L83 137L84 135H85V132L83 131V129L84 128H82V126H81V128H79V127H76V125L74 126V125H72V124H75V123H70L72 126H73V128H71L70 130H68V131H63L64 129H66V128H62L61 129V127H60V130L61 131H59V133H60V135H61V132H63V140L65 139V141H59L60 143H59V145L57 146V144H56V147H57V149H56V151H54L53 150V152L50 154V153H46V154H48V155H44L43 156V158L41 159V160H39V162L41 161V163H39L40 165L42 164L43 166H44V168H46L47 167V169H45V170H47V172H48V170H49V174H52V176L54 175L53 173H54V171H55V169H54V167H55V165L56 164H58L57 166H59V163H60V160L62 159V158H65V161L67 162V161H69V162H67V163H71V164H68V165H71V167H72V169H71V171L69 170L68 172H67V170H66V172H64V173H62V174H58L59 176L60 175H62L61 177H63V178H65V179H68L69 181L68 182H73V183H71V184H76L77 182H74V180L75 181H80V179H81V177L83 176V175H85V173L87 174V172L88 171H90L91 169L94 171L95 170V172L97 173V175H101L102 176V174L104 173V174H106L107 172L108 173H117V172H119V171H121V170H131V171H133V170H135V171H137L138 169H137V166L139 165V164H142V163H140V159H136L135 158V160H131L130 158H128L127 156L128 155H126V157H122V155L121 156H116L115 154H112L110 151H108L107 149H105V145H107L106 147H112L113 146V142H114V144L116 143L115 141L117 140V137H123L122 138V140H125L124 139V137H126V139L128 140V136H127V134L129 133V123L127 122L128 120H125L126 119V113H124L123 111H122V109H120L119 107L120 106H118V105H116V102L113 104ZM252 106H254V104L252 103L251 104ZM255 105H257V104H255ZM18 106V105H17ZM39 107V108H36V107ZM44 106V105H43ZM41 107V108H43L44 109V107H46V106H44V107ZM60 106V105H59ZM65 106V105H64ZM88 106V107H89ZM92 106H96V105H91V109L89 108V110L90 111H95V110H93V108H92ZM110 106V105H109ZM184 106V107H183ZM26 107H28V108H26ZM56 107L57 106H55V109H56ZM101 107V106H100ZM99 107V108H100ZM60 108H61V106H60ZM62 108H63V105H62ZM98 108V107H97ZM96 108V109H97ZM99 108L97 109V110H99ZM102 108V107H101ZM253 109L254 108H257L256 106L255 107H252ZM251 108V109H252ZM16 109V108H15ZM42 109V110H43ZM48 109V108H47ZM87 109V108H86ZM252 109V110H253ZM46 110V109H45ZM88 109H87V111H89ZM256 110V109H255ZM19 111H17V112H19ZM29 111V109L28 110H26L25 112H28ZM49 111H50V109H49ZM48 111V112H49ZM51 111H52V109H51ZM89 111V112H90ZM100 111V110H99ZM111 111V110H110ZM254 111V110H253ZM252 111V112H253ZM47 112V111H46ZM47 112V113H48ZM54 112V111H53ZM50 113H52V112H50ZM254 113V112H253ZM17 114V113H16ZM20 113H18V115H19ZM29 114V116H30V114H32V112L31 113H28ZM43 114H44V112H43ZM49 114V113H48ZM13 115V114H12ZM15 115V114H14ZM18 115H17V119H19V117H18ZM22 115V114H21ZM45 115V114H44ZM47 115V114H46ZM45 115V116H46ZM50 116H51V114H49ZM112 115V114H111ZM126 115V116H125ZM255 115H257V114H255ZM9 116V115H8ZM8 116H7V118H8ZM16 116V115H15ZM32 117H33V115H31ZM36 116H34V117H36ZM43 116V115H42ZM52 116H53V114H52ZM114 116V115H113ZM12 116L10 115V117L9 118H11ZM26 118L28 117V116H25ZM38 118H39V116H37ZM54 117V116H53ZM52 117V118H53ZM257 117V116H256ZM261 117V116H260ZM7 118H5V119H7ZM30 117H28V119H29ZM42 118H45L46 119V117H42ZM49 118V117H48ZM51 118V117H50ZM112 118V117H111ZM117 118V119H116ZM16 119V120H17ZM22 118H20L18 121H20ZM28 119H27V121H28ZM44 119V120H45ZM54 119V118H53ZM104 119V118H103ZM22 120H26V119H22ZM30 120L32 121V118H30ZM35 120H37V118L35 119ZM35 120H33V121H35ZM39 121H41V119H38ZM50 120H52V119H50ZM106 120V119H105ZM243 120H245V119H243ZM242 120V121H243ZM38 121V122H39ZM246 121V120H245ZM243 122V123H248V122ZM253 121V120H252ZM251 121V123H253ZM257 121H258V119H257ZM42 122H43V120H42ZM49 122H52V121H49ZM48 122V123H49ZM56 122H58V121H56ZM106 122V121H105ZM104 122V123H105ZM130 122V121H129ZM259 122V121H258ZM262 122V121H261ZM15 123V122H14ZM28 124L29 123H31L30 121L29 122H27ZM27 123H26V126L25 127H27L26 129H28V130H26V132L28 131H30L32 128H33V126L34 125H36V121H35V124L31 127L30 125L29 126H27ZM34 123V122H33ZM54 123V122H53ZM59 123V122H58ZM103 123V122H102ZM104 123H103V125H104ZM260 123V122H259ZM20 124V123H19ZM37 124H40V122L39 123H37ZM69 124V123H68ZM15 125V124H14ZM42 125V124H41ZM102 125V124H101ZM104 125V126H105ZM131 125V124H130ZM178 125V126H177ZM246 125V124H245ZM250 125V124H249ZM254 125V124H253ZM18 126V125H17ZM39 126V125H38ZM43 126V125H42ZM60 125H58V127H59ZM78 126H80V125H78ZM248 126V125H247ZM14 127V126H13ZM21 127V126H20ZM31 129H30V128ZM54 127V129H58V127L56 128L55 126H53ZM52 127V128H53ZM62 127H64V125H62ZM85 127V126H84ZM85 127V128H86ZM101 127V126H100ZM178 127H180V128H178ZM187 129H186V128ZM22 128V127H21ZM37 128V127H36ZM47 128V127H46ZM50 128V127H49ZM148 128H150V130H148ZM247 128H249V126L247 127ZM34 129H35V127H34ZM39 129V128H38ZM68 129H69V127H68ZM181 129V130H180ZM251 129H252V127H251ZM17 130V129H16ZM19 130V129H18ZM21 130V129H20ZM25 129H24V126H23V128H22V132L24 131ZM127 130H128V133H127ZM9 131V130H8ZM249 132H251L250 130H248ZM11 132V131H10ZM14 132V131H13ZM16 132V131H15ZM19 132V131H18ZM25 132V131H24ZM54 132V131H53ZM88 132V131H87ZM58 133V134H59ZM57 134V133H56ZM57 134V135H58ZM191 134V133H190ZM196 134V133H195ZM198 134V133H197ZM196 134V135H197ZM201 134V133H200ZM252 134V133H251ZM254 134V133H253ZM24 135H25V133H24ZM82 135V136H81ZM97 135H98V137H97ZM170 135L172 136V137H170ZM191 135H194V134H191ZM199 135V134H198ZM257 135V134H256ZM80 136V137H79ZM262 136H263V134H262ZM58 137H59V135H58ZM58 137H57V139H58ZM62 137V135L60 136V138ZM81 137H83V139H84V141H83V143H84V145L82 144V142L80 141L82 138ZM151 137V138H152ZM199 137H201L202 138V134H201V136L199 135ZM258 137V136H257ZM76 138V139H75ZM81 138V139H80ZM92 138V139H93ZM107 138H110L109 140H107ZM150 138V139H151ZM191 137L189 136V139H190ZM195 137L193 136V139H194ZM198 138V137H197ZM196 138V139H197ZM89 139H91V137L89 138ZM129 139H130V137H129ZM156 139V138H155ZM154 139V140H155ZM187 139H188V137H187ZM189 139H188V141H189ZM193 139L192 140H190V143H186L185 145L186 146H184V149L183 148H181V149H183L182 151L183 152H181L180 150L178 151V153L177 154H180L179 152H181V153H186V152H184L185 151V149H187V148H191L192 146L195 148V146L198 148V146L197 145H199V144H202V143H197V142H200L198 139V141L196 142V139H195V145H194V141H193ZM61 140V139H60ZM77 140V141H76ZM122 140H121V142H122ZM126 140V141H127ZM201 140H203V139H201ZM51 141H53V140H51ZM87 141V140H86ZM91 141V142H90ZM89 141V143H92L93 141L92 140H90ZM119 141V140H118ZM125 141V142H126ZM129 141V140H128ZM131 141V140H130ZM129 141V142H130ZM133 141V140H132ZM152 141V140H151ZM191 141H192V143H191ZM204 141V140H203ZM206 141V140H205ZM187 142V141H186ZM210 142V141H209ZM56 143H58V142H56ZM87 143H88V141H87ZM154 143V147H156L157 149H158V145H157V143L154 141L153 142ZM153 143H151V144H153ZM167 143V142H166ZM185 143V142H184ZM207 143V142H206ZM54 144V143H53ZM100 144H102V145H104V147L103 146H100ZM130 144V143H129ZM162 144V143H161ZM5 145V144H4ZM89 145V144H88ZM109 145H112V146H109ZM116 145V144H115ZM123 145V144H122ZM121 145V146H122ZM132 145H138L139 147L141 146L140 145V143L139 142H136L135 140L132 142ZM132 145H130V146H132ZM117 146V145H116ZM118 146H119V143H118ZM121 146L120 147H118V148H121ZM129 146V145H128ZM162 146V145H161ZM165 146V145H164ZM201 146V145H200ZM199 146V147H200ZM124 147H126L127 149H128V147L127 146H125V144H124V146H123V148L122 149H124ZM133 147V146H132ZM168 147V146H167ZM171 147V146H170ZM172 147V148H173ZM7 148V147H6ZM131 148V147H130ZM169 148V147H168ZM111 149V148H110ZM115 148H113V149H111V150H114ZM162 149V148H161ZM161 149H158V151L157 152H159ZM202 149V148H201ZM252 148H250V150H251ZM254 149V148H253ZM3 150H7V149H5V148H3ZM156 150V149H155ZM177 150V149H176ZM175 150V151H176ZM247 150V149H246ZM255 150V149H254ZM118 151H120V150H118ZM124 151V150H123ZM191 151V150H190ZM5 151H3V155H6L7 156V154H5L4 153ZM160 152H162V151H160ZM159 152V153H160ZM189 152V151H188ZM253 152V151H252ZM251 152V153H252ZM254 152H256V151H254ZM260 151H258L257 153H259ZM115 153V152H114ZM118 152H116V154H117ZM124 153V152H123ZM256 153V154H257ZM2 154V153H1ZM121 154V153H120ZM161 154V153H160ZM21 155V154H20ZM112 155H115V156H112ZM158 154H155V156H157ZM255 155V154H254ZM262 155V154H261ZM260 155V156H261ZM5 156V157H6ZM148 156H150V155H148ZM259 156V157H260ZM8 157V156H7ZM25 156L23 155H21V156H17V155H15L13 158H12V156H11V159L10 160H8L7 161V159L8 158H6V162H8V165L7 164H5L6 165V167L8 166V171L12 174V176H13V180H16V182L18 183V184H20L19 182H21V183H24L25 184V181H26V178L28 177V178H31V176H33L32 174H33V172H34V174H36V175H40V174H37L38 173V169H35L36 171H34V169H32L33 170V172H32V170H30V169H28V167L26 168V166H25V162H27V161H25L26 159L24 158ZM130 157V156H129ZM153 158L154 156H150V158ZM159 157V156H158ZM178 157H180V161L182 162V163H184L186 166H188L187 168L192 172V173H196V172H198L199 170L197 169L196 170V165L195 164H193L192 162H189V160L187 161L186 159L187 158H185V157H183L182 156V154L180 155V156H178ZM258 157V156H257ZM27 158V157H26ZM134 158V157H133ZM138 158H141L140 156H138ZM151 158V159H152ZM263 158V157H262ZM28 159V158H27ZM142 159V158H141ZM149 159V158H148ZM63 160V159H62ZM156 160V158L152 161V162H154ZM158 160V159H157ZM260 160V158H258V161ZM262 160V159H261ZM57 162H59V163H57ZM156 162H158V161H156ZM160 162V161H159ZM261 162V161H260ZM263 162V164H264V161H262ZM261 162V163H262ZM62 163H63V161H62ZM66 163V164H67ZM155 163H153V165H154ZM158 163H156V165H157ZM4 165V166H5ZM156 165H154V167L156 166ZM195 165V166H194ZM260 165V164H259ZM262 165V164H261ZM43 166H42V168H43ZM6 167H4L3 168V171L4 170H7L6 169ZM40 168H41V166H39ZM66 167V166H65ZM248 167V166H247ZM260 167V166H259ZM39 168V169H40ZM61 168V167H60ZM140 168V167H139ZM143 167L141 166V168L140 169H142ZM152 169H153V166L151 167ZM65 168L63 167L62 168V170H64ZM67 169V168H66ZM144 169V168H143ZM142 169V170H143ZM155 169L156 168H154V171H155ZM248 169V168H247ZM264 169V168H263ZM43 170V169H42ZM61 170V171H62ZM32 172V174L30 173V172ZM44 171V170H43ZM144 171V170H143ZM153 171V172H154ZM157 171V170H156ZM63 172V171H62ZM141 173H142V171H140ZM5 173H8V172H6L5 171ZM40 173V172H39ZM43 173V172H42ZM102 173V174H101ZM122 172H120L119 174H121ZM131 173V172H130ZM134 173V172H133ZM144 173V172H143ZM157 173H158V171H157ZM251 173V172H250ZM249 173V174H250ZM43 174H45V172L43 173ZM92 174V173H91ZM103 174V175H104ZM132 174V173H131ZM196 174H198V173H196ZM36 175H34L33 176V179L35 178H38L39 180H40V178L39 177H41V176H37V177H35ZM97 175H95V177H97ZM130 175V174H129ZM142 175V177H144L143 176V174H141ZM141 175H140V173H139V176L141 177ZM199 175V174H198ZM251 175H253V174H251ZM8 176V175H7ZM30 176V177H29ZM43 176V175H42ZM56 176V175H55ZM108 177L110 176H112V174H109V175H107ZM147 176V175H146ZM154 175H152L151 177H153ZM47 177H49V175L47 176ZM51 177V176H50ZM49 177V178H50ZM54 177V176H53ZM86 177V176H85ZM84 177V178H85ZM90 177H91V175H90ZM106 177V176H105ZM118 177V176H117ZM135 177H138V176H135ZM142 177L140 178V179H142ZM148 177V176H147ZM164 177V176H163ZM163 177H161V178H163ZM200 177V176H199ZM56 178H57V176H56ZM55 178V180H57ZM62 178V179H63ZM92 178V177H91ZM114 178V177H113ZM128 178V177H127ZM145 178V177H144ZM160 178V179H161ZM236 178V177H235ZM264 178V177H263ZM32 179V180H33ZM45 179V178H44ZM48 179V178H47ZM50 179H52V178H50ZM49 179V180H50ZM87 179V178H86ZM85 179V180H86ZM100 179V178H99ZM102 179H103V176H102ZM107 180H109L108 178H106ZM117 179H119V177L118 178H115V180H117ZM121 179V178H120ZM145 179H147V178H145ZM159 179V178H158ZM210 179L212 180V177H210ZM238 179V178H237ZM30 180V179H29ZM53 180H54V178H53ZM81 180H83V179H81ZM89 180V179H88ZM103 180H105V178L103 179ZM102 180V181H103ZM113 180V179H112ZM137 180H139V179H137ZM144 180V179H143ZM164 180V179H163ZM262 180V179H261ZM11 181V180H10ZM28 181V180H27ZM42 181L44 182V180H43V178H42ZM59 181V180H58ZM67 181V180H66ZM84 181V180H83ZM83 181H81V183L83 182ZM121 181V180H120ZM152 181H156V180H152ZM160 181V180H159ZM29 182V181H28ZM52 182V181H51ZM64 182H65V180H64ZM63 182V185L65 186V183ZM92 182V181H91ZM97 182V181H96ZM105 182H106V180H105ZM110 182V181H109ZM112 182V181H111ZM109 183V185H104L102 182H101V180L100 181H98L97 183H96V191H97V188H99L100 190H98L99 192L101 191V189L102 188H107V187H110V185L112 184V186H114L113 185V183ZM117 182V181H116ZM138 182V181H137ZM163 182V181H162ZM161 182V183H162ZM175 182V181H174ZM174 182H173V184H174ZM177 182V181H176ZM175 182V183H176ZM233 182H235V181H233ZM15 183V182H14ZM27 183V182H26ZM30 183H34V181L33 182H31L30 181ZM42 183V182H41ZM46 183H49V182H46ZM45 183V184H46ZM53 183V182H52ZM67 183V182H66ZM70 183H69V185H70ZM93 183H95V182H93ZM171 183H172V181H171ZM44 184V183H43ZM44 184V185H45ZM54 184H55V181H54ZM57 184V183H56ZM68 184V183H67ZM66 184V187L68 186V188H70V186L69 185H67ZM83 184V183H82ZM90 184V183H89ZM88 184V185H89ZM134 184V183H133ZM137 184V183H136ZM172 184V185H173ZM178 184V183H177ZM262 184V183H261ZM260 184V185H261ZM27 185V184H26ZM32 185V184H31ZM31 185H30V187H31ZM39 185V184H38ZM51 185V184H50ZM62 185V186H63ZM74 185H72V186H74ZM77 185V184H76ZM85 185H87V184H85ZM85 185H82V186H84L85 187ZM91 185V184H90ZM119 185V183H117V186ZM138 185V184H137ZM176 185V184H175ZM234 185V184H233ZM236 185H238V184H236ZM22 186H24V185H22ZM41 186V185H40ZM53 186V185H52ZM63 186V187H64ZM116 186V185H115ZM126 186V185H125ZM139 186V185H138ZM161 186H162V184H161ZM160 186V187H161ZM264 186V185H263ZM29 187V188H30ZM42 187H43V185H42ZM48 187H49V185H48ZM120 187V186H119ZM133 187V186H132ZM163 187V186H162ZM161 187V188H162ZM114 188H118V187H114ZM124 188V187H123ZM126 188V187H125ZM128 188H129V185H128ZM135 188V187H134ZM161 188H160V191H161ZM261 188H263V187H261ZM44 189V188H43ZM64 189V188H63ZM66 189V188H65ZM64 189V190H65ZM84 189V192H87V191H85V189L86 188H83ZM83 189H82V187L80 186H76L75 188H73V192L71 193V194H73L74 195V197H72V198H76V200L77 199H79L78 200V202H80V200L82 201V198L81 197H83L84 195H83ZM119 189V188H118ZM166 188H162V191L160 192V193H158V194H160L161 196H165V197H167L168 196V191L167 190H165ZM63 190V191H64ZM67 190V189H66ZM65 190V191H66ZM69 190V189H68ZM71 190V189H70ZM69 190V191H70ZM89 190V189H88ZM93 190V189H92ZM108 190V189H107ZM110 190V189H109ZM123 190H125V189H123ZM91 191V190H90ZM95 191V190H94ZM96 191H95V194H96ZM97 191V192H98ZM102 191H104L103 189H102ZM114 191V190H113ZM113 191H111V192H113ZM119 191V190H118ZM259 191H261V190H259ZM41 192H42V190H41ZM43 192H45V189H44V191ZM89 192V191H88ZM87 192V193H88ZM32 193V192H31ZM36 194L37 192H33V194ZM69 194H70V192H68ZM87 193H86V196H84L85 198H88V196L90 195L89 193H88V196H87ZM91 193V192H90ZM106 193H107V191H106ZM116 193V192H115ZM139 193V192H138ZM138 193L135 195V197L136 198H139L140 196L138 195ZM259 193V192H258ZM264 193V192H263ZM262 193V194H263ZM38 194H40L39 193V191H38ZM44 194V193H43ZM67 194V193H66ZM92 194V193H91ZM94 194V193H93ZM99 196H98V195ZM96 195H92V196H94V197H90V200L92 201H90V203H92V204H89L88 205V207H86V208H82V209H80L79 211H80V214H79V217L76 215V217H77V226H79L78 228H77V232L79 233L78 234V236L84 241V244L86 243V244H88V245H90V237L92 236L91 234H93V233H95L99 228H104V230H105V232H106V234H104V235H107V237H109L108 238V240H111V241H109V242H111V244H112V246H113V248H112V246H109V245H111V244H109V243H106L110 248H112V249H110V250H112V252H113V249H115V252L118 254L117 256L115 255L114 256V254L111 252L110 253V256H109V254H107L106 255V253H105V258H104V260H106L107 261V264H121V263H123V262H121V261H124V260H122L123 258H122V256L121 255H123L124 256V254H126L127 255V253H125L124 252V250L125 249H127V248H125V247H127V245H125V247H124V245L123 244H126V243H123V239H124V241H125V238H123L126 234V232H124V230L126 229H124V227H126V225H124V223L126 222H124V220H123V225L121 226V225H119L120 223L119 222H121V221H119L118 222V225L117 226H112V225H110L109 224V222H107V223H102V221H103V219L102 218H104L105 216H104V214L105 213H103V216L104 217H101V211L103 210V209H105V208H103V209H101V207L103 206V205H105L104 203H103V200H102V198L100 197V194L99 193H97ZM108 194V193H107ZM117 194V193H116ZM163 194V195H162ZM190 194V193H189ZM194 194H197V193H194ZM193 193H192V196L194 195ZM257 194V193H256ZM260 194V193H259ZM41 195V194H40ZM39 195V196H40ZM65 195V194H64ZM64 195H62V196H64ZM142 195V194H141ZM170 195V194H169ZM172 195V194H171ZM45 196V195H44ZM102 196V195H101ZM105 196H106V194H105ZM125 196V195H124ZM124 196H123V198H124ZM131 196V195H130ZM161 196H159V198L161 197ZM163 196V197H164ZM175 196V195H174ZM179 196V195H178ZM261 196V194L260 195H258V198ZM36 197V196H35ZM128 197V196H127ZM135 197H133L134 199H135ZM151 197V196H150ZM169 197H171V196H169ZM172 197H173V195H172ZM181 197V196H180ZM180 197H177V199H179L180 201H182V202H184ZM189 197H190V195H189ZM196 197H198V196H196ZM196 197L194 198L196 201H197V199H196ZM46 198V197H45ZM62 198V197H61ZM84 198V199H85ZM93 198V199H92ZM129 198V197H128ZM144 198H145V195H144ZM176 198V197H175ZM198 198H200V197H198ZM262 198V197H261ZM43 199H44V197H43ZM63 199V198H62ZM65 199V198H64ZM133 199V200H134ZM168 199V198H167ZM166 199V200H167ZM176 199V200H177ZM192 199V198H191ZM69 200H70V198H69ZM71 200H73V199H71ZM86 200V199H85ZM108 200V199H107ZM136 200V199H135ZM141 200H143V202L145 203V201H144V199H141ZM140 200V201H141ZM163 200V199H162ZM165 200V201H166ZM170 200V199H169ZM193 200V199H192ZM40 201V200H39ZM73 201H75V200H73ZM72 201V202H73ZM88 201H89V198H88ZM126 200H123V202H125ZM136 201H139V200H136ZM139 201V202H140ZM49 203L51 202V201H48ZM104 202H106V201H104ZM142 202V204H144ZM182 202L180 203V204H182ZM198 202H199V200H198ZM65 203V202H64ZM86 203H88V202H86ZM108 203H109V201H108ZM108 203H107V205H108ZM188 203V202H187ZM76 204V203H75ZM125 204V203H124ZM186 204V203H185ZM185 204H182V205H185ZM22 205V204H21ZM107 205H105L104 207H107ZM112 205V204H111ZM145 205V204H144ZM24 206H26V205H24ZM63 206H65V205H63ZM70 205H68L67 207L68 208H70L69 207ZM79 206V205H78ZM77 205L76 206H74V207H78ZM124 206V205H123ZM146 206H147V204H146ZM73 207V206H72ZM73 207V208H74ZM113 207V206H112ZM111 207V208H112ZM126 207H127V205H126ZM126 207H125V209H126ZM144 207V206H143ZM80 208V207H79ZM75 209V208H74ZM107 209H109V208H107ZM113 209V208H112ZM116 209L118 210V208L116 207ZM123 209H124V207H123ZM124 209V210H125ZM150 210H151V208H149ZM75 210H77V209H75ZM128 210V209H127ZM147 210H148V207H147ZM71 211V210H70ZM69 211V212H70ZM78 211V210H77ZM109 211H110V209H109ZM197 211V210H196ZM199 211V210H198ZM195 212V213H200V212ZM104 212H105V210H104ZM107 212H108V210H107ZM120 212H122V211H120ZM127 212V211H126ZM129 212H130V209H129ZM148 212V211H147ZM42 213V212H41ZM109 213V212H108ZM112 213H115V210H114V212L112 211ZM195 213H193V214H195ZM62 214V213H61ZM60 214V215H61ZM71 214H72V212H71ZM116 214V213H115ZM122 214V213H121ZM120 214V215H121ZM133 214H134V212H133ZM137 214V213H136ZM149 214H151V213H149ZM153 214V213H152ZM46 215V214H45ZM64 215V214H63ZM63 215H61L62 217H63ZM65 215H67V214H65ZM105 215H107V213L105 214ZM130 215V214H129ZM128 215V216H129ZM135 215V214H134ZM155 215V214H154ZM196 215V214H195ZM108 216V215H107ZM116 216V215H115ZM127 216V217H128ZM137 216V215H136ZM148 216V215H147ZM183 216H184V214H183ZM197 216H198V214H197ZM120 217H123V216H119V217H117V218H120ZM138 217H140V215L138 216ZM153 217V216H152ZM155 217H156V215H155ZM154 217V218H155ZM184 217H187V216H184ZM41 218V217H40ZM47 218V217H46ZM57 218V217H56ZM108 218V217H107ZM110 218H111V216H110ZM131 218V217H130ZM132 218H134V216L132 217ZM54 219V218H53ZM63 219V218H62ZM64 219H65V217H64ZM106 219V218H105ZM104 219V220H105ZM122 219V218H121ZM139 219V218H138ZM152 219V218H151ZM150 219V220H151ZM156 219V218H155ZM47 220V219H46ZM56 220V219H55ZM69 220V219H68ZM148 220H149V218H148ZM59 221V220H58ZM63 221V220H62ZM67 221V220H66ZM65 221V222H66ZM73 221H75V220H73ZM114 221V220H113ZM118 221V220H117ZM137 221V220H136ZM142 221H143V219H142ZM153 221V220H152ZM155 221V220H154ZM42 222V221H41ZM55 222H57V221H55ZM54 222V223H55ZM61 222V221H60ZM64 222V221H63ZM68 222V221H67ZM110 222H111V220H110ZM135 222V219H133V223ZM145 222V221H144ZM148 222V221H147ZM150 222V221H149ZM148 222V223H149ZM39 223V222H38ZM53 223V222H52ZM74 223V222H73ZM113 223V222H112ZM111 223V224H112ZM146 223V222H145ZM152 223H155V222H151V224ZM61 224H63V223H61ZM71 224H72V221H71ZM79 224V225H78ZM132 224V223H131ZM142 224V223H141ZM140 224V225H141ZM66 225H67V223H66ZM75 225V224H74ZM115 225H116V223H115ZM128 225H130V224H128ZM127 225V226H128ZM134 225H137V224H134ZM139 225V224H138ZM137 225V226H138ZM155 225V224H154ZM59 226H61V225H59ZM64 226V225H63ZM70 226V225H69ZM150 227H151V225H149ZM75 227V226H74ZM74 227H73V229L72 228H70V230L72 229V230H74ZM133 227V226H132ZM135 227V226H134ZM149 227V228H150ZM193 227L195 228V227H200V226H195V225H193ZM193 227H190V228H192V230H193ZM68 228V227H67ZM128 228V227H127ZM146 228V227H145ZM1 229H3L1 226H0V230ZM56 229H58L57 228V226H56ZM60 229H61V227H60ZM130 229V228H129ZM136 228H134V230H135ZM141 229V228H140ZM143 229V228H142ZM147 229H148V227H147ZM151 229H155V228H153V225H152V227H151ZM159 229V228H158ZM54 230V229H53ZM59 230V229H58ZM103 230V229H102ZM103 230V231H104ZM127 230V229H126ZM133 230V229H132ZM157 230V229H156ZM191 230V231H192ZM44 231H46V230H44ZM43 231V232H44ZM64 231V230H63ZM68 231H69V228H68ZM137 231H138V229H137ZM140 231V230H139ZM138 231V232H139ZM144 231V230H143ZM153 230H151V232H152ZM184 231V230H183ZM190 231V230H189ZM194 231H196V230H193V232L192 233H194ZM199 231H200V233L202 232L201 231V229H199L198 230V233H199ZM47 232V231H46ZM53 232V231H52ZM58 232H60V231H58ZM133 232V231H132ZM131 232V233H132ZM141 232V231H140ZM147 232V231H146ZM186 233L185 234H190V232L189 233H187V231H185ZM45 233V232H44ZM48 233V232H47ZM134 233H136V231H134ZM150 233V232H149ZM149 233H148V235H149ZM198 233H196V234H198ZM38 234V233H37ZM55 234V233H54ZM58 234H60V233H58ZM64 234V233H63ZM66 234V233H65ZM65 234H64V237H65ZM71 234V233H70ZM129 233H128V231H127V235H128ZM137 235H138V233H136ZM195 234V233H194ZM45 235H47L46 233H45ZM50 235H51V233H50ZM62 235V234H61ZM60 235V236H61ZM73 235H75V233L73 234ZM91 235V236H90ZM96 235V234H95ZM130 235V234H129ZM137 235H136V238H137ZM140 235H142V234H140ZM151 235V234H150ZM152 235H153V233H152ZM152 235L150 236L151 238H152ZM186 235V238L187 237H190L191 235H188L187 236ZM199 235V234H198ZM56 236V235H55ZM60 236H58V237H60ZM131 236H134V234L133 235H131ZM146 236H147V234H146ZM185 236V235H184ZM195 236V235H194ZM197 236V235H196ZM196 236H195V238H196ZM43 237V236H42ZM45 237V236H44ZM58 237H57V239H58ZM64 237H62V239L64 238ZM97 237V236H96ZM104 237H106V236H104ZM103 236H102V238H104ZM130 237V236H129ZM138 237H140V236H138ZM142 237H145V235L144 236H142ZM142 237H141V239H142ZM65 238H68V237H65ZM92 238H94L95 239V237L93 236ZM147 238L149 239V237L147 236ZM194 238V239H195ZM93 239V240H94ZM99 239V238H98ZM101 239V238H100ZM141 239H140V242H141ZM192 239V241H194L193 240V238H191ZM197 240H198V237L196 238ZM195 239V240H196ZM46 240V239H45ZM92 240V243H94V241ZM105 239H103V241H104ZM107 240V239H106ZM127 240V239H126ZM143 240H145L144 238H143ZM54 241V238H52L51 237V239L50 240H46L45 242H43V241H41L43 244H44V250H45V253H47V255H48V257H51V255H53V254H51V253H49V252H51V251H49V246H46L47 245V243H48V245H51L50 243L51 242H53ZM58 241H59V239H58ZM57 241V242H58ZM79 241V240H78ZM191 240H190V242H192ZM56 242V241H55ZM64 242H66V240L64 241ZM98 242V241H97ZM105 242V241H104ZM107 242V241H106ZM128 242H129V240H128ZM143 242V241H142ZM160 242V241H159ZM200 243H201V241H199ZM199 242H196L197 244L199 243ZM212 242V241H211ZM214 242V241H213ZM212 242V243H213ZM61 243V242H60ZM82 243V242H81ZM96 243V242H95ZM98 243H100V242H98ZM147 243V242H146ZM150 243H151V241H150ZM149 243V244H150ZM156 243V242H155ZM154 243V244H155ZM185 243V242H184ZM194 243H195V241H194ZM193 242H192V244H194ZM34 244V243H33ZM53 244V243H52ZM62 244V243H61ZM83 244V245H84ZM154 244H152V246H154ZM162 244V243H161ZM160 243H159V245H161ZM187 244H188V242H187ZM191 244V245H192ZM210 244V243H209ZM207 244V248H208V255L206 256V257H204L203 259H204V261H205V263L207 264H209V263H211V264H214V262L212 261V258H213V254H212V249H214L213 247H211L212 245L210 244ZM216 244V243H215ZM214 244V245H215ZM31 245V244H30ZM54 245V244H53ZM56 245V244H55ZM107 245H106V247H107ZM138 245H140V244H138ZM145 245H148V244H145ZM158 245V246H159ZM188 245H190V244H188ZM188 245H186L187 246V249H188ZM195 245V244H194ZM38 246V245H37ZM59 246V245H58ZM58 246H56V247H58ZM82 246V245H81ZM87 246V245H86ZM97 247H99L98 245H96ZM104 246H105V244H104ZM131 246V245H130ZM129 246V247H130ZM142 246H144V245H142ZM148 246H150V245H148ZM151 246V247H152ZM156 246H157V244H156ZM161 246H163V245H161ZM183 246V245H182ZM198 246V245H197ZM200 246V245H199ZM198 246V247H199ZM215 246H217V245H215ZM53 247V246H52ZM91 247V246H90ZM100 247H101V245H100ZM137 247V246H136ZM146 247V246H145ZM184 247V246H183ZM182 247V248H183ZM190 247V246H189ZM192 247V246H191ZM194 247V246H193ZM217 247H219V246H217ZM87 248V247H86ZM94 248H96V247H94ZM102 248V247H101ZM154 248H156L155 246H154ZM158 248V247H157ZM157 248L155 249V252L153 251V250H151V251H153L155 254L158 252H156V250H157ZM186 248V247H185ZM195 248V247H194ZM203 248H204V246H203ZM31 249H32V246H31ZM51 250L53 249V248H50ZM55 249V248H54ZM53 249V250H54ZM59 249V248H58ZM91 249H93V248H90L89 250H91ZM97 249V248H96ZM99 250H100V248H98ZM106 249V248H105ZM130 249V248H129ZM133 248H131L130 250H132ZM139 249V251H141L142 249H143V247L142 248H138ZM141 249V250H140ZM152 249V248H151ZM159 249H161L160 247L158 248V250ZM220 249V247L219 248H217V250H219ZM99 250H97L98 252H100V254L102 255V253H101V251H99ZM117 250V251H116ZM136 250V249H135ZM166 250L167 249H165V248H163V249H161V250H159V252L161 251V253H163L162 255H165L166 257V259H168L167 257L168 256H170V255H166ZM190 250V249H189ZM216 250V247H215V249H214V251ZM36 251V250H35ZM92 251V250H91ZM96 251V250H95ZM95 251H92V252H95ZM105 251V250H104ZM108 251V250H107ZM127 251V250H126ZM133 251V250H132ZM200 251V250H199ZM202 251H204V249L203 250H201L200 252H202ZM92 252H91V254H92ZM97 252V253H98ZM103 252V251H102ZM135 252V251H134ZM134 252H130L129 251V253L130 254H132V253H134ZM138 252V251H137ZM149 252V251H148ZM196 252H198V251H196ZM196 252H195V254H196ZM199 252V253H200ZM217 252H219L220 253V251H217ZM96 253V252H95ZM104 253V252H103ZM124 253V254H123ZM140 253V252H139ZM168 253V252H167ZM216 253V252H215ZM214 253V254H215ZM219 253H217V254H219ZM100 254H98L99 256H100V259L101 258H103V256L101 257V255ZM150 254V253H149ZM158 254V253H157ZM201 254V253H200ZM199 254V255H200ZM223 254V253H222ZM46 255V256H47ZM93 255H94V259H96L97 260V258L99 259V257H97V255L95 256V254L93 253ZM134 255V254H133ZM140 254H138V256H139ZM151 255V254H150ZM161 255V254H160ZM159 255V256H160ZM198 255V256H199ZM213 255V256H212ZM216 255V254H215ZM220 255V254H219ZM225 255V257H226V255L227 254H224ZM223 255V256H224ZM158 256V255H157ZM53 257V256H52ZM107 257V258H106ZM127 257L129 258L130 256H128L127 255ZM134 257V256H133ZM132 257V259L131 260H135V258H133ZM153 257V256H152ZM156 257V256H155ZM203 257V256H202ZM216 257V256H215ZM227 257H228V255H227ZM230 257V256H229ZM57 258V257H56ZM122 258V259H121ZM150 258H151V256H150ZM149 258V259H150ZM158 258V257H157ZM165 258L163 259V258H161L160 260H158L159 261V263L157 262V263H155V261L153 262V263H155V264H161L162 263V261L163 260H165ZM217 258H218V256H217ZM223 258V257H222ZM49 259H51V258H49ZM99 259V260H100ZM125 259V258H124ZM137 260H138V258H136ZM142 259V258H141ZM155 259V258H154ZM202 259V260H203ZM53 259H51V261H52ZM99 260H97V262H99ZM102 261H103V259H101ZM129 260V259H128ZM130 260V261H131ZM136 260V261H137ZM148 260V259H147ZM151 260V259H150ZM149 260V261H150ZM162 260V261H161ZM169 260V259H168ZM165 260L164 261V263L166 262V263H171V260ZM230 261H231V259H229ZM57 261H58V258H57ZM93 261V260H92ZM95 261V260H94ZM106 261H103L104 263L106 262ZM127 261V260H126ZM126 261H124V262H126ZM135 261V262H136ZM146 261V260H145ZM161 261V262H160ZM203 261V262H204ZM207 261H209V262H207ZM210 261H212V262H210ZM215 261H216V259H215ZM54 262V261H53ZM52 262V263H53ZM55 262H56V260H55ZM103 262H101V263H103ZM135 262H134V264H135ZM144 262V261H143ZM147 262V261H146ZM145 262V263H146ZM152 262L150 263V264H152ZM233 262V261H232ZM91 263H93V262H91ZM127 263V262H126ZM204 263V264H205ZM86 264H87V262H86ZM98 264V263H97ZM130 264V263H129ZM131 264H133V262L131 261ZM136 264H142V263H137L136 262ZM147 264V263H146ZM216 264V263H215ZM224 264H225V261H224ZM231 264V263H230ZM234 264V263H233Z\"/></svg>","mask_w":264,"mask_h":264}]
</instances>
